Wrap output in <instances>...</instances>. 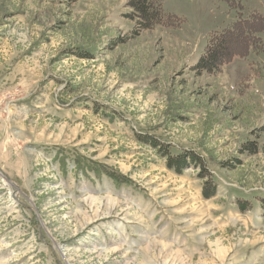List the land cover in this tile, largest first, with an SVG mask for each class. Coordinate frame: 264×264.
<instances>
[{"label":"rangeland","instance_id":"obj_1","mask_svg":"<svg viewBox=\"0 0 264 264\" xmlns=\"http://www.w3.org/2000/svg\"><path fill=\"white\" fill-rule=\"evenodd\" d=\"M128 1L0 0V264H264V32L195 70L264 0Z\"/></svg>","mask_w":264,"mask_h":264},{"label":"trees","instance_id":"obj_2","mask_svg":"<svg viewBox=\"0 0 264 264\" xmlns=\"http://www.w3.org/2000/svg\"><path fill=\"white\" fill-rule=\"evenodd\" d=\"M227 5L237 10L241 9L240 2L236 0H224ZM128 7H131L134 10V15L138 18L140 25L143 28L151 29L156 25H166L167 20L175 19L173 25L178 24V19L173 15L165 13L162 8L161 2L158 0H129L127 2ZM239 5V7L237 6ZM237 6V7H236ZM171 25V26H173ZM168 26V25H167ZM264 32V16L258 13H252L247 19L241 17V12L237 13V19L231 24V26L220 34L215 35L212 39L209 40L205 47V52L199 58L195 70H203V71H213L220 60L223 62L229 61L230 58L234 56H243L247 55L249 50L260 44V37L255 36V34H260ZM230 42L239 44L236 46H240V48L233 47L226 52L227 45ZM236 41V42H235ZM151 146L157 147V144L151 143ZM163 147V146H161ZM163 156L166 160V165L169 169L174 168L177 172H181L184 168H187L190 164L194 163L198 166V164L202 165V159L199 155L194 153H179L176 155H172L169 152L167 147H163ZM193 164V165H194ZM112 180L121 179L122 184L128 185L125 178L120 176H110ZM206 184L203 187V196L205 198H209L213 195V193L208 194L205 192L209 189V184H213L211 180H207ZM210 190V189H209ZM245 205L247 202H240V205ZM243 209V208H242Z\"/></svg>","mask_w":264,"mask_h":264},{"label":"bare ground","instance_id":"obj_3","mask_svg":"<svg viewBox=\"0 0 264 264\" xmlns=\"http://www.w3.org/2000/svg\"><path fill=\"white\" fill-rule=\"evenodd\" d=\"M236 48H240V46H236Z\"/></svg>","mask_w":264,"mask_h":264}]
</instances>
